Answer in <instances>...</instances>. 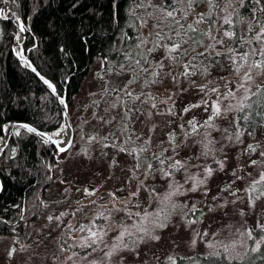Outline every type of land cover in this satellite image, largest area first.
Returning <instances> with one entry per match:
<instances>
[{
  "label": "rangeland",
  "instance_id": "rangeland-1",
  "mask_svg": "<svg viewBox=\"0 0 264 264\" xmlns=\"http://www.w3.org/2000/svg\"><path fill=\"white\" fill-rule=\"evenodd\" d=\"M165 1L131 0L138 50L146 52L143 70L157 80L132 84L128 70L102 79L95 58L68 109L72 143L56 152L37 217L23 218L21 236L0 235V264H168L195 254L241 259L264 241V181L254 183L264 173V122L253 135L233 125L244 94L264 84V69L251 67L264 59L262 43L253 39L264 0L252 1L236 41L223 27L241 0H213L212 28L206 20L195 23L208 0L191 8ZM9 5L1 1L0 19L10 16ZM161 5L175 9L180 24L165 18ZM183 19L210 32L205 48L191 47ZM19 39L17 31L13 50ZM181 41L177 52L167 51L165 45ZM49 134L63 143L64 123Z\"/></svg>",
  "mask_w": 264,
  "mask_h": 264
},
{
  "label": "trees",
  "instance_id": "trees-1",
  "mask_svg": "<svg viewBox=\"0 0 264 264\" xmlns=\"http://www.w3.org/2000/svg\"><path fill=\"white\" fill-rule=\"evenodd\" d=\"M252 1L243 0L232 13V22L223 27L225 32L234 33V41L238 39V23L251 13ZM171 2L166 0L164 6ZM14 11L25 33L24 56L51 81L68 109L95 58L102 61V79L113 71L128 70L132 72V84L148 86L157 80L156 75L143 70L146 52L138 50L140 22L132 13L131 0H15ZM204 14L212 28L213 8L208 5ZM181 22L186 23L185 19ZM189 25L195 27L193 22L185 24L181 33L188 36L193 49L205 48V34L196 27V32L189 31ZM16 33L11 22L0 19L1 143L5 126L13 121L28 123L47 133L57 131L64 123L52 90L14 56L12 44ZM244 97L241 103L245 106L237 110L233 125L238 132L253 135L264 122V84ZM56 152L49 141L27 129L19 128L10 135L0 155V235L21 236L23 218L37 217L44 191L53 180ZM137 161L141 165L146 163L144 157H137ZM168 264H264V241L255 252L241 259L224 254H195L177 257Z\"/></svg>",
  "mask_w": 264,
  "mask_h": 264
},
{
  "label": "water",
  "instance_id": "water-1",
  "mask_svg": "<svg viewBox=\"0 0 264 264\" xmlns=\"http://www.w3.org/2000/svg\"><path fill=\"white\" fill-rule=\"evenodd\" d=\"M14 2H15L14 0H9V4H10L9 5L10 6V16H7L5 18L6 20H8L9 22H11L16 27V29H17V31L19 32V35H20V39L17 42V47H16L15 50H13L14 56L18 60H20L23 63H25L28 66V68L38 77V79L43 84H45L48 87H49V84L52 85V87L51 88L49 87V88L52 90L54 97L56 98V100L58 101V103L60 105V109H61L62 116H63V121H64V126H65V135H66V138L64 139L63 144L60 145V142L58 141V139L51 137L49 133L44 132V131H40V130L34 128L33 126L29 125L28 123L13 121L10 124H8V126L5 128V130L3 132V140H2V143L0 144V155L3 153V151H4V149H5L6 145H7L8 139H9L10 135L13 132H15L16 130H18L19 128L27 129V128H24V127H20L21 125H27L28 127L34 128L36 131L33 132V133H35L38 136L42 137L43 139L49 141L56 148V150L58 152H61L59 150L60 148H64L65 150H67L70 147L71 143H72L74 131H73V126H72V123H71L70 115H69V112H68V108H67L66 103H65V99H64V97H60L58 95V93L56 91V88L51 83V81H49L48 79H46L45 77H43L33 67V65L28 60V58L25 57L22 54V45H23V42H24V39H25V33H24V30L21 31V26L19 25V21L20 20L15 15ZM33 69H35V71H33ZM45 80L48 81L47 84L45 83ZM61 101H63V103H61ZM40 133H43V135H40ZM1 190H2V182H1V179H0V192H1Z\"/></svg>",
  "mask_w": 264,
  "mask_h": 264
},
{
  "label": "snow or ice",
  "instance_id": "snow-or-ice-1",
  "mask_svg": "<svg viewBox=\"0 0 264 264\" xmlns=\"http://www.w3.org/2000/svg\"><path fill=\"white\" fill-rule=\"evenodd\" d=\"M178 2H186L187 6L189 8H191L192 5H193V3L195 2V0H178ZM241 3H243V0H241ZM255 3L256 4H260V0H255ZM208 4H209L210 9L215 7V4H214L213 0H208ZM258 10L259 11H264V7H261ZM160 11L164 13V16H165L166 19L167 18H173V20H175V16H174L175 9L169 11L163 5H161L160 6ZM253 11L255 12V11H257V9H254ZM208 15L210 16V13ZM204 18H205V14H201L200 17L196 20L195 23L196 24H199L200 22H202L204 20ZM224 22L225 23H231V21L228 18H225ZM175 23L179 24L180 21L179 20H175ZM181 28H183V25H181ZM249 29L251 30V25L249 26ZM23 30H24L23 29V26L21 25V31H23ZM188 30L191 31V32H196L197 31V29L193 25H189L188 26ZM205 34L210 35V32L205 33ZM177 35H180V33L177 32ZM224 35L226 37H228V38H232L234 36V33L231 32V31H226L224 33ZM157 36H160V33L159 32L157 33ZM213 39H215V38L213 37ZM253 39H255L257 42H261L262 44H264V26H261L260 31L256 33V35H255V37H253ZM184 42H186V41H181V43H173L170 47L167 46V45H165V47L167 48V51L169 53H174V52H177L180 49L181 44L184 43ZM245 42L247 43V41H245ZM219 43H223V41H219ZM208 47H213V46L212 45H209ZM229 51H232V50L229 49ZM255 51L256 50H254V53L253 54H255ZM258 51H259V55H261L262 57H264V46H262ZM200 55H204V53H200ZM217 55H220V53L218 52ZM248 55H249V53H243L240 58L246 60L247 57H248ZM235 62H236L235 61V58H233V63H235ZM251 67L252 68H258V69H264V59H262L260 61H254L253 64L251 65ZM33 71H35V69H33ZM237 71H239V68H237ZM244 79L245 80H251V74L250 73H246ZM45 83L47 84L48 81L45 80ZM49 87L51 88L52 85L49 84ZM240 87L243 88L244 85L241 84ZM213 91H215V89ZM129 95H131V93H129ZM232 95H234V93H232ZM244 99L247 100L248 97L245 96ZM61 103H63V101H61ZM244 106L245 105L243 103H241L240 108L238 110H243V107ZM249 107H250V105H249ZM212 109H213L214 114H219L220 113V107H219V105L217 103H213L212 104ZM185 111H187V109H185ZM243 118L245 120L248 119L247 116H245ZM210 119H211V117H210ZM20 127L27 128V130L29 132H35L36 131L34 128L28 127L27 125H21ZM40 135H43V133H40ZM57 135H59V133H57ZM248 147L254 151V148H253L252 145H249ZM59 150L61 152L65 151L64 148H60ZM261 155H264V152H262ZM252 163L255 164L256 161H252ZM177 164H179V161H177ZM261 181H264V173L261 174L260 181H256L254 183H260ZM81 231H83V228H81ZM123 235H124V233H121V236L119 238H122ZM91 236L92 237H95L96 236V233L95 232L91 233ZM152 239H159V237H154L153 236ZM93 243H95V240H93ZM257 247H259V245ZM255 250L256 249H253V251H255ZM69 259H71V257Z\"/></svg>",
  "mask_w": 264,
  "mask_h": 264
},
{
  "label": "bare ground",
  "instance_id": "bare-ground-1",
  "mask_svg": "<svg viewBox=\"0 0 264 264\" xmlns=\"http://www.w3.org/2000/svg\"><path fill=\"white\" fill-rule=\"evenodd\" d=\"M19 21V20H18ZM19 25L21 26V22L19 21ZM64 142V141H63ZM63 143H60V145H62Z\"/></svg>",
  "mask_w": 264,
  "mask_h": 264
}]
</instances>
